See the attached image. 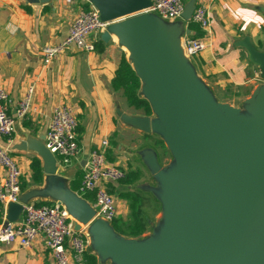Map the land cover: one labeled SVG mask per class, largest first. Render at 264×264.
Masks as SVG:
<instances>
[{
    "label": "water",
    "instance_id": "water-1",
    "mask_svg": "<svg viewBox=\"0 0 264 264\" xmlns=\"http://www.w3.org/2000/svg\"><path fill=\"white\" fill-rule=\"evenodd\" d=\"M87 1L99 10L104 22L111 23L102 41L109 43L114 34L131 48L134 70L145 83V99L160 121L122 112L119 116L145 134H164L176 160L172 173L177 182L169 206L165 192L163 196L168 213L163 232L153 246L115 238L112 223L97 219L94 205L71 188L74 173L58 167L46 147V135L27 137L14 148L37 154L43 163L44 183L27 189L18 203L9 205L6 222H19L24 206L50 202L66 209L72 231L79 233L93 223L104 230L103 248L119 264H264V87L261 99L250 104L256 108L254 120L241 129L246 124H241L238 111L217 103L181 59L176 43L183 31L175 35L170 27L173 22L145 13L150 0ZM196 6V0L185 5V23L191 22ZM143 37L152 45L149 51L138 42ZM238 46L248 52L264 82V50L256 49L249 38ZM152 158L147 163L161 176ZM117 243L126 245L120 247L125 249L122 254L109 249ZM143 248H158L157 258L130 254Z\"/></svg>",
    "mask_w": 264,
    "mask_h": 264
},
{
    "label": "crops",
    "instance_id": "crops-1",
    "mask_svg": "<svg viewBox=\"0 0 264 264\" xmlns=\"http://www.w3.org/2000/svg\"><path fill=\"white\" fill-rule=\"evenodd\" d=\"M190 1H186V4ZM202 1L196 0V5ZM91 7L87 0H0V77L12 100L11 115L15 114L16 104L26 96L28 90L31 87L35 89L34 110L25 120L18 121L13 144L9 146L5 138H0V144L10 147L11 156L19 164L23 173L22 186H27L28 189L42 186L43 184L37 185L34 182L32 169L33 160L41 159L35 153L21 152L14 148L27 137L39 138L46 135L57 106H72L79 123L82 156L81 164L68 168L74 173L71 188L73 185L79 190L84 176L83 163L91 152L101 150L103 142L107 141L106 157L110 164L124 168L127 172L139 171L141 174L133 186L116 184L112 187L118 198V217L126 218L129 206L120 198V194L127 189L139 193L137 187L145 181L141 165L129 163L130 153L144 146L146 136L154 135L145 134L125 124L119 116V112L133 117L145 116L143 111L130 107L123 92L113 87L115 72L123 57L133 69L136 68L133 57H130L125 45L116 35L112 34L109 43L103 42V32L93 36L96 51L83 53L69 49L51 64L44 63L43 50L60 43L67 36L69 27L79 12ZM263 10L264 0L217 1L210 8L211 29L206 40L208 48L196 57H189L185 43L182 50L179 42H185L187 37L195 35L199 36L197 38L203 37L204 33L199 27L190 30L188 23L183 26L177 24V21L170 24L175 35H178L177 31L180 29L183 31L176 43L181 59L214 99L242 103L263 89L264 82L259 69L251 63L248 52L238 46L249 38L256 49L264 50ZM140 93L145 98L144 81H141ZM151 153L154 151H145L143 155L134 154L142 157V162L147 164ZM4 177L5 171L0 167V181ZM84 198L94 204L93 195ZM7 211L0 205V226L7 221ZM160 213L161 211L156 215L155 221H150V226L159 227ZM81 233L88 237L89 242L84 264H119L109 250L103 248L104 230L99 231L93 223L83 228ZM148 233L150 239L144 243L153 246L156 241L155 233ZM120 237L122 240L127 238ZM118 244L121 247L125 245ZM0 264L57 263L44 239L39 237L28 249L18 244L0 243Z\"/></svg>",
    "mask_w": 264,
    "mask_h": 264
},
{
    "label": "built area",
    "instance_id": "built-area-1",
    "mask_svg": "<svg viewBox=\"0 0 264 264\" xmlns=\"http://www.w3.org/2000/svg\"><path fill=\"white\" fill-rule=\"evenodd\" d=\"M151 7L145 13L155 14L161 19L174 22L182 19L187 0H150ZM219 0H203L197 4L191 22L204 33L203 37H187L185 50L189 57H196L208 48L210 35V8ZM111 23L104 22L97 8L79 12L67 36L57 45L43 50L45 65L51 64L69 49L83 53L96 51L93 36L108 30ZM34 87L21 99L11 115L12 100L0 77V138L8 145L15 139L18 121L25 120L34 110ZM46 147L55 156L59 168L68 169L81 164L82 149L79 144V123L75 110L70 105L57 106L51 118L45 139ZM108 142H103L101 150L90 153L84 169V176L77 194L81 197L94 196L97 219L106 222L118 217V198L111 194L110 186L119 184L127 178L128 172L119 166L110 164L106 157ZM0 167L5 177L0 181V205L8 209L10 204L18 203L22 194V170L10 154V147L0 144ZM71 216L66 209L56 203H36L24 206L21 220L16 223L5 222L0 226V243L18 244L28 249L39 237L43 238L47 249L57 264H84L88 252V237L81 232L72 231ZM71 252V254H70Z\"/></svg>",
    "mask_w": 264,
    "mask_h": 264
},
{
    "label": "rangeland",
    "instance_id": "rangeland-1",
    "mask_svg": "<svg viewBox=\"0 0 264 264\" xmlns=\"http://www.w3.org/2000/svg\"><path fill=\"white\" fill-rule=\"evenodd\" d=\"M188 1V0H187ZM183 19L177 20V24L183 26L184 25ZM182 35V34H180ZM179 36V35H178ZM176 39V36H175ZM263 90H261L258 94H256L253 98L247 100L246 102H240V101H215L221 105L234 108L238 111V116L240 118L241 122H247L252 121L255 118L256 108L251 106L252 101H259L262 97ZM152 120L156 123V121H160L159 116L153 112V115L151 116ZM153 150L155 155L154 158H156L158 162V166L161 169V176H156L152 169L149 167L148 163L145 164L142 162V157L136 156L143 155L145 151ZM136 153V154H134ZM15 160V159H14ZM129 163L134 164L135 166L141 165L143 169L142 176H144L145 181L138 186V192L143 195L145 199L144 208L146 216V223H147V234L135 239V240H129L127 238H124L122 241H132L133 243L137 242H145L146 240L150 239L149 233H155L154 238L158 239L159 236L162 234L164 226H165V209L163 205V196H164V188H163V178H166L169 174H171L174 170H176V160L175 157L169 147V144L166 140V137L164 134L160 133H154V135L146 136V142L143 147L138 148L135 152L130 153L129 157ZM153 176V177H152ZM153 178V180L151 179ZM144 193V194H143ZM161 211L160 215V224L159 227L157 225L150 226L149 223L151 220L155 221L156 215ZM115 238H118L121 240V237L117 234H115Z\"/></svg>",
    "mask_w": 264,
    "mask_h": 264
},
{
    "label": "trees",
    "instance_id": "trees-1",
    "mask_svg": "<svg viewBox=\"0 0 264 264\" xmlns=\"http://www.w3.org/2000/svg\"><path fill=\"white\" fill-rule=\"evenodd\" d=\"M196 25L192 22L188 23L190 30H195ZM201 36V35H200ZM199 36H193L197 38ZM113 87L116 90H121L126 98L128 105L136 110L143 111L145 116H152L153 109L149 101L142 97L140 93L141 80L136 71L132 68L131 64L123 57L119 68L115 72L113 79ZM32 169L34 172L33 179L37 185L43 184V168L39 159H35L32 162ZM139 171L128 172L127 178L121 181L119 184L123 186H133L140 179ZM112 185L109 189L110 193L115 195V191L112 189ZM27 186H22V190H27ZM72 189L77 191L76 187L72 185ZM120 198L128 203L129 214L126 218L117 217L112 221V228L115 233L127 238L136 239L143 236L147 232V223L144 217V197L135 191L127 189L124 193L120 194ZM44 203H36L40 206Z\"/></svg>",
    "mask_w": 264,
    "mask_h": 264
},
{
    "label": "bare ground",
    "instance_id": "bare-ground-1",
    "mask_svg": "<svg viewBox=\"0 0 264 264\" xmlns=\"http://www.w3.org/2000/svg\"><path fill=\"white\" fill-rule=\"evenodd\" d=\"M148 33H149V35L152 34L153 33V29L152 30H149ZM138 42L141 45L142 49H144L145 51L146 50L149 51V49L152 48L151 43H149L146 40V38H144V37H143V39L138 40ZM179 45H180L181 49L183 50L184 49V42H183V40H181L179 42ZM124 47L128 50V52L130 54V57L133 56V53H132L131 48L129 46H127V45H125ZM241 124H246V125H241V129L242 128L243 129H246L248 127V125H249L248 122H246V123L243 122ZM152 157H153V155H150L149 156V159H150V161L153 162V158ZM176 182H177V175H176V173H171L167 177V179L165 180V182H164V192H165L164 198H165L166 204L168 203V206H169L170 197H171V194H172V191H173V188H174ZM167 217H168V213L165 214V218H167ZM118 245H119L118 243L117 244H113V245L111 244L109 246V249L112 250L113 252L117 253V254H122L125 249L124 248H120L121 246L120 245L118 246ZM140 250H142V251H140ZM157 250H158V248H155L153 250H150L148 248L136 249L134 251H131L130 254H133L134 253L135 256L148 255L149 258L153 257L155 259L158 256L157 255ZM137 251H140V252L139 253H135ZM143 251H145V252H143Z\"/></svg>",
    "mask_w": 264,
    "mask_h": 264
}]
</instances>
